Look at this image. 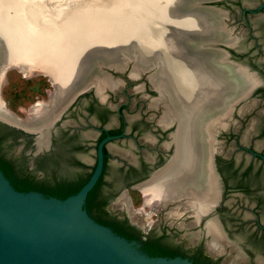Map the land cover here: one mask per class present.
<instances>
[{
	"label": "flooded vegetation",
	"instance_id": "af4514ba",
	"mask_svg": "<svg viewBox=\"0 0 264 264\" xmlns=\"http://www.w3.org/2000/svg\"><path fill=\"white\" fill-rule=\"evenodd\" d=\"M263 4L264 0L208 2L204 9L213 11L228 33L212 38L210 45L189 35L175 40L189 51H206L203 61L210 63L209 72L218 91L210 102L203 104V121L213 130L209 136L208 130L199 132L202 162L196 176L180 174L172 184L174 191L167 185L171 171L181 166L180 162L172 163L177 153L174 134L178 124L167 123L164 105L156 102L159 92L150 78L154 69L140 72L137 77L132 75L135 60L129 61L122 72L112 71L116 77L112 79L118 82L116 87H107L103 94L96 92V88L73 92L58 108L54 84L47 99L32 108L27 118L33 121L29 128L0 119V156L12 164L19 180L26 177L45 180L53 173L76 179L94 169L98 144L108 136H118L104 147L108 165L105 178L120 179L116 196L109 200L107 208L127 219V228L136 232L140 241H152L165 232L171 235L170 240L186 248L203 249L206 256L219 264H264V177L248 170L244 183L228 181L240 173L242 156L264 165V7L260 8ZM7 70L0 71V89ZM0 101L7 113L6 117L0 116L17 122L18 116L5 107L1 94ZM44 108H51V113L40 117L39 111ZM243 129L248 131L245 144L241 143ZM207 138L211 140L210 149L204 145ZM88 153L94 154V165L85 161ZM154 179L164 181L157 188L150 187ZM211 180L216 184L218 195L209 212L197 214L191 203L198 194L193 197L190 189L207 190ZM136 190L144 191L148 204H167L176 215L181 213V217L155 222L138 220L120 207L118 200L120 195L131 199V193ZM249 194L256 197L254 202L248 200ZM210 224H215L222 235V243L216 246ZM191 232L196 234L188 235ZM231 248L236 258L228 262Z\"/></svg>",
	"mask_w": 264,
	"mask_h": 264
},
{
	"label": "bare ground",
	"instance_id": "6f19581e",
	"mask_svg": "<svg viewBox=\"0 0 264 264\" xmlns=\"http://www.w3.org/2000/svg\"><path fill=\"white\" fill-rule=\"evenodd\" d=\"M46 2L47 0H0V52L3 62L0 71L2 67L12 65L23 72L37 70L44 74L49 73L56 85L55 103L58 108L74 94L73 92L84 90L89 85L94 86L100 94H103L107 87L117 86L118 82L109 75L92 72L94 66L102 62L123 69L133 59L136 63L132 75L135 77L147 69H154L150 78L159 92L156 102L164 105L165 121L178 124L174 134L177 153L172 163L180 162L181 166L171 171L167 187L173 190L172 184L180 174L183 177V173L195 177L202 162L203 144L199 132L208 130L209 136L213 130L211 125L208 126L209 124L203 121V104L210 102L218 87L209 72L210 63L203 61L206 51H189L186 47L178 45L175 40L179 36L189 35L202 44L210 45L212 38H220L223 37L221 33H228L226 27L221 24L223 21L220 22L213 11L199 5L193 6L191 0H139L140 16H135L129 24L124 23L127 26L114 29L111 43L99 46L102 41L99 37L91 36L85 40L84 37L78 36L73 40L72 48L66 52L65 57L61 49L51 57L53 51L50 50H54L55 46L49 44L47 37V25L50 24L48 14L37 12L39 6L41 11L45 10ZM60 12L52 21L60 23L61 18L63 22L64 13ZM61 34L59 45L63 49L61 36L63 37L64 31ZM96 40L99 42L92 46ZM227 42L231 43L232 40ZM96 46L99 47L95 48ZM86 47L95 49L85 50ZM244 74L248 83L249 79ZM244 95L246 93L243 97ZM0 111L3 112L0 114L7 116L5 110L1 108ZM49 113L51 108L39 111L40 117H46ZM227 113L228 110L224 115ZM204 145L211 148L210 138H207ZM174 166L173 164L172 167ZM162 181L164 180L154 179L150 187L157 188ZM190 190L193 197L198 194L197 199L192 201L190 198L191 208L197 214L204 215L209 212L218 195L216 184L212 181L204 191ZM209 227L216 236L214 246L222 243V235L218 233L216 225L210 224Z\"/></svg>",
	"mask_w": 264,
	"mask_h": 264
},
{
	"label": "water",
	"instance_id": "95a60500",
	"mask_svg": "<svg viewBox=\"0 0 264 264\" xmlns=\"http://www.w3.org/2000/svg\"><path fill=\"white\" fill-rule=\"evenodd\" d=\"M213 1L216 0H191L193 6L201 8H207L206 3ZM224 11L228 14L227 10ZM124 69L102 62L94 66L93 72L114 78L112 71L122 72ZM150 70L153 69H147ZM94 89L89 85L75 92ZM0 119L26 128L33 122L19 117L17 122L2 116ZM117 138L108 136L98 144L97 162L90 179L66 199L47 197L37 191L19 192L0 171V264H193L189 258L181 256L147 255L140 249V243L129 241L99 224L84 208L89 192L103 173L104 147Z\"/></svg>",
	"mask_w": 264,
	"mask_h": 264
},
{
	"label": "rangeland",
	"instance_id": "374dc122",
	"mask_svg": "<svg viewBox=\"0 0 264 264\" xmlns=\"http://www.w3.org/2000/svg\"><path fill=\"white\" fill-rule=\"evenodd\" d=\"M139 3V0H47L45 10L41 11V6H39L37 12L48 14V23L50 24L47 25L49 27L47 37L50 40L49 44H54L55 46L54 50H50L53 51L50 56H55L57 50L61 49V51H64L65 57L66 52L72 48L73 40L78 36L84 37L85 40L91 36L99 37L102 40L99 46L107 42L111 43V39L114 37V29L118 30L120 27H125L129 24L128 22H132L135 19V16H140ZM58 9L64 12H60ZM59 12L64 13L63 22H61L60 18V23H56L52 21V18ZM62 31H64L63 37L61 36L64 43L63 49L59 45ZM98 42L96 40L92 46H95ZM90 48L86 47L85 50ZM83 53H85L84 50ZM51 79L52 77L49 73L46 75L38 71L22 72L16 67H11L5 72L0 89L5 107L16 116L27 119L34 105L47 99L53 92L54 81ZM247 134L248 131L243 129L242 144H245L246 140H248L246 138ZM85 161L89 165H94V154H86ZM240 166V173L235 177L228 178L229 182L244 183L247 181L245 174L248 170H251L254 175L264 177V165L260 161H251L249 156H242L240 158ZM131 194V199L123 195L118 197L120 207L126 208L132 216L142 222H148L149 220L154 222L161 221V219L165 218L173 220L176 217H181V213L179 216L176 215L173 208L167 204L160 203L159 206L157 203L148 204L144 191L141 193L136 190ZM231 197V195L228 196L229 199ZM247 198L251 202L256 199L253 194H249ZM195 234V232H191L188 235L194 236ZM229 252L230 258L227 259L228 262L236 258L233 248Z\"/></svg>",
	"mask_w": 264,
	"mask_h": 264
},
{
	"label": "trees",
	"instance_id": "16d2710c",
	"mask_svg": "<svg viewBox=\"0 0 264 264\" xmlns=\"http://www.w3.org/2000/svg\"><path fill=\"white\" fill-rule=\"evenodd\" d=\"M102 138L104 137L102 136L100 140ZM104 154L103 173L95 187L89 192L84 205L88 214L95 219L96 222L111 228L114 233L129 241L141 242V250L151 257L163 256L174 258L181 256L189 258L193 264H219V261H215L209 256H206L203 249L198 250L197 247L186 248L184 244L175 243L170 240L171 235L165 232L152 241H140V236L137 235L136 232L127 228V219L121 218L114 211L107 208L109 200L116 196L117 183L120 179L116 177L110 179L105 178V175L108 172L105 148ZM94 169L86 176L81 175L76 179H69L68 177L59 176L58 174L56 175L53 173L49 175V179L46 178L45 180H30L27 177L19 180L15 177L12 164L0 156V171L4 173L17 191L25 193L37 191L47 197H55L58 199H66L67 197L76 194L88 182Z\"/></svg>",
	"mask_w": 264,
	"mask_h": 264
}]
</instances>
